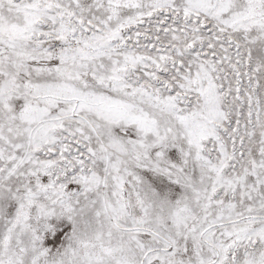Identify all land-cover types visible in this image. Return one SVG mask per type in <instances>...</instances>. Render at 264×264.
<instances>
[{
    "label": "snow or ice",
    "instance_id": "6c2138e0",
    "mask_svg": "<svg viewBox=\"0 0 264 264\" xmlns=\"http://www.w3.org/2000/svg\"><path fill=\"white\" fill-rule=\"evenodd\" d=\"M0 264H264V0H0Z\"/></svg>",
    "mask_w": 264,
    "mask_h": 264
}]
</instances>
